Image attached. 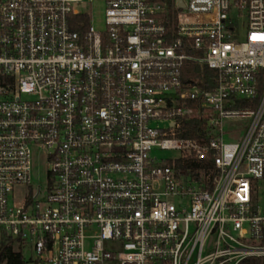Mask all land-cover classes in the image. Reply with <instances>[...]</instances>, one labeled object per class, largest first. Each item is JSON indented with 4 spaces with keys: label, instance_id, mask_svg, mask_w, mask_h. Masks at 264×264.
Returning a JSON list of instances; mask_svg holds the SVG:
<instances>
[{
    "label": "built area",
    "instance_id": "built-area-1",
    "mask_svg": "<svg viewBox=\"0 0 264 264\" xmlns=\"http://www.w3.org/2000/svg\"><path fill=\"white\" fill-rule=\"evenodd\" d=\"M83 2L0 0V252L264 264V0H103V31Z\"/></svg>",
    "mask_w": 264,
    "mask_h": 264
},
{
    "label": "rangeland",
    "instance_id": "rangeland-1",
    "mask_svg": "<svg viewBox=\"0 0 264 264\" xmlns=\"http://www.w3.org/2000/svg\"><path fill=\"white\" fill-rule=\"evenodd\" d=\"M78 11L84 14H88L90 16L91 25L95 28L96 31H103L104 30V2L103 0H84V2L80 5H76L75 7ZM245 32L241 30L238 33V38L240 40L244 39ZM245 122L235 121L231 123L232 126H235L237 129H240L241 131H238L237 139L241 138L244 129L242 128L244 126ZM228 127V126H227ZM226 127V129H227ZM226 141H230L229 138L226 137ZM153 156L157 157L160 160H170V159H177L178 153L173 151H155ZM33 188L35 190H38L40 187L42 190V197L46 194V186H47V174L46 169L39 165L37 163V166L33 170ZM29 189L23 188V187H16L14 189L13 195L10 196V204L14 202V200H22L26 197L28 194ZM26 257H29L30 254L27 252L25 253Z\"/></svg>",
    "mask_w": 264,
    "mask_h": 264
},
{
    "label": "trees",
    "instance_id": "trees-1",
    "mask_svg": "<svg viewBox=\"0 0 264 264\" xmlns=\"http://www.w3.org/2000/svg\"><path fill=\"white\" fill-rule=\"evenodd\" d=\"M154 1H170V0H154ZM184 76L187 79H197L201 78L203 80V87L205 89H210L213 87L210 78L214 76V72L208 69L201 70L197 66H187L184 69ZM190 107L195 108L197 102H189ZM205 117H192L188 122L185 123V133L184 136L187 138L200 139L201 134L205 128ZM195 167L196 165L190 164V166ZM3 251L0 252V264H25L24 255L22 252H16L12 245L3 246Z\"/></svg>",
    "mask_w": 264,
    "mask_h": 264
}]
</instances>
